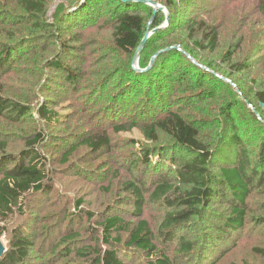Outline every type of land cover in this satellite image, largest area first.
Returning a JSON list of instances; mask_svg holds the SVG:
<instances>
[{
  "label": "trees",
  "instance_id": "obj_1",
  "mask_svg": "<svg viewBox=\"0 0 264 264\" xmlns=\"http://www.w3.org/2000/svg\"><path fill=\"white\" fill-rule=\"evenodd\" d=\"M107 1L64 0L63 5L66 6H59L53 13V18L58 17L57 22L45 26L43 20L50 13L47 0H17L23 15L0 12V29L6 33L11 32L5 39L17 40L22 37L15 41L16 44L0 41L1 118L20 122L32 111L31 103L6 96L1 82V78L16 64L14 52L25 43H38V51L31 53L39 55L40 61H47V69L67 73L70 83L77 85L79 73L74 72L65 60L69 54L74 53L70 51L78 48L68 44L74 38L62 39L61 31L65 26L72 25L74 29H80L95 23ZM201 2L207 4L206 0L197 3ZM164 3L170 8L169 25L149 38L139 57L140 67L144 70L149 65L151 53L159 51L155 55V64L146 72L130 68L131 72H127L128 79L125 83L129 91L127 95L134 98L142 95L140 102L135 105H138L139 113H142L140 108L145 110L148 119L143 122L133 121L129 124L132 128H128L126 124H117L113 128L116 133L138 129L143 138L152 144L159 143L162 139H167L170 144L148 148L131 162L132 170L139 171L142 178L136 180V183L133 181L126 184L131 196L125 201L126 205L134 206L135 215H143L144 191L148 187L143 184L147 172L144 169L152 164L153 178L149 186L153 189L150 200L153 203H163L164 207L171 210L160 226L165 243L174 245L180 234L175 246L179 253L194 257L200 251L202 256L197 254L198 261L195 264H210L213 256L221 253L225 247L222 246L217 251L215 243L211 246V240L207 239L206 244L196 250L199 241L185 240L183 236V231L189 229L192 219L200 217L203 223H209L216 229L219 237H225L224 240L228 241L240 235L249 222L264 225V212L260 216H249L248 204V199L256 191L264 194V46L258 47V50L252 48L256 50L253 64L247 57L241 59V40L232 50L227 48L221 58V33L218 26L198 23L195 18L187 17L183 20V8L192 3V0H165ZM178 4L180 10L176 12ZM108 6L111 18L105 23L110 31L112 47L125 58L131 59L132 64L145 35L150 32L145 14L150 15L148 7H152L124 0H109ZM257 6L264 17V0H258ZM152 13L154 14V9ZM163 22V18H159L155 27ZM180 31H186L187 40L177 38ZM17 33L19 36L14 37ZM48 40H60L61 43L57 48L55 44L49 50ZM158 44L161 46L158 47ZM48 52L51 53L49 57ZM206 53L213 55L212 60L215 62L208 60ZM259 66L260 75L253 76V71ZM171 79H174L171 82L186 83L191 92L198 90L193 95L202 101L214 100L221 89L228 91V98L220 94L218 99L215 114L221 115L223 122L217 125L212 135L203 136L199 129L177 111H169L161 116L157 114L167 107L169 91L166 80ZM47 105L45 103L37 110L42 122L50 127L64 124L66 117ZM131 105L132 102L129 107ZM246 126L252 129L254 139L245 138L243 129L246 130ZM45 140L46 136L42 133L23 138L25 146L16 154L8 152L11 145L9 141L0 140V242L7 231L5 224L9 219L16 215L27 216V202L31 196L51 192L47 162L40 151ZM84 143L90 150L99 151L102 147L109 146L108 134L105 130L90 136ZM254 144L257 145L256 148L254 151L250 150L249 147ZM75 150L76 148H72L66 155ZM217 198L230 205L228 216L210 209ZM80 205L81 202L77 203L76 215L78 212L81 214ZM99 226L102 243L100 248L84 249L87 251L84 253L77 249L76 255H94V264H127L126 259H139V263L143 264H172L167 249H158L146 220L142 219L134 224L122 217L113 216L102 221ZM123 233L129 234L126 243L123 242ZM31 246L26 236L16 232L12 238V249L6 250L0 264H24L29 258ZM257 252L264 258V249ZM208 256L211 257L208 259Z\"/></svg>",
  "mask_w": 264,
  "mask_h": 264
},
{
  "label": "rangeland",
  "instance_id": "obj_2",
  "mask_svg": "<svg viewBox=\"0 0 264 264\" xmlns=\"http://www.w3.org/2000/svg\"><path fill=\"white\" fill-rule=\"evenodd\" d=\"M47 1L50 13L43 20L44 26L57 22L58 17L53 18L54 11L61 5L66 6L63 5L64 0ZM164 1L152 0L164 9V12L158 11L160 13L154 15L153 7H148L150 15L143 12L147 16V24H150V32H154V28L157 31L165 30L169 25L170 8ZM198 1L200 0H192V3L183 8V20L187 17L195 18L198 23L217 25L221 33L219 50L221 58L227 48H234L241 40L243 49L240 51V57L249 58L253 64L256 58L254 49L258 50V47L264 46V17L257 6L258 0H206L207 4L197 3ZM108 3L109 0L95 23L80 29H74L72 25L65 26L61 31L62 39L74 38L68 44L78 48L76 51H70L74 53L69 54L65 60L74 72L79 73L77 85L70 83L67 73H57L47 69V61H40L39 55L32 54L39 49L38 43L35 42L25 43L16 48L14 52L16 64L1 78L5 95L31 103L32 111L20 122H12L0 117V140L9 141L11 145L8 152L16 154L25 146L23 138L27 139L38 133L45 135L46 140L41 145L40 151L47 162V178L51 188L49 194H36L28 199L27 216L16 215L8 220L5 224L7 231L1 242L6 250H10L16 232L26 236L32 246L29 258L24 264H94L92 263L94 255L80 257L76 255V250L79 249L84 253L87 252L84 249L100 248L102 245L100 223L109 217L118 216L134 224L142 219L146 220L158 249H167L172 264H195L198 261L197 254L200 257L202 252L198 251L194 257L181 255L179 249L175 248L180 234L174 245L166 244L161 236L160 226L171 210L164 207L163 203H153L150 200L153 189L149 186L153 178L152 164L144 169H147V172L143 184L148 187L147 191H144L143 215L138 217L135 215L134 206L126 205L125 199L131 196L126 184L133 181L136 183V180L142 178L139 171L132 170L131 162L144 150L170 142L162 139L159 143L152 144L143 138L138 129H129L121 133L114 131L113 127L117 124L129 126L133 121L143 122L148 117L144 109L140 108L142 113H139L138 105H135L140 102L142 95L136 98L127 95L129 92L125 85L128 79L127 72H131L130 68L134 69V60L132 59L131 64V59L125 58L112 47L110 31L105 23L111 18L107 10L110 7ZM179 10L178 4L176 12ZM0 12L17 16L24 14L17 0H0ZM159 18H163L164 22L155 27ZM1 33L3 35H0V41L6 44H16L15 41L22 38L9 40L5 38L9 37L11 32L6 33L0 29ZM15 36H19V33ZM186 37V31L177 34V38L187 40ZM47 42L49 50L53 49L55 44L57 48L61 43L60 40ZM159 49L161 50V47ZM158 52L151 53L148 58L149 65L146 67L150 66ZM262 52L264 53V48ZM50 55L51 53L48 57ZM206 56L208 60L215 62L213 55L206 53ZM156 59L157 57L152 67ZM140 63L138 60L139 69L142 68ZM260 70V66L255 68L253 76L260 75ZM166 81L169 101L164 111H158L157 114L161 116L169 111H177L187 122L199 129L203 136L212 135L217 125L223 122V117L215 114L218 99L220 94L228 98V91L221 89L214 100L202 101L201 98L193 95V92L198 90L191 92L186 87V83L171 82L174 79ZM131 102L132 105L129 107ZM45 103L49 108L65 116L66 122L55 127L44 124L37 110ZM250 126H246V130L243 129L246 139H254ZM105 130L109 138L108 147H102L101 150L94 152L84 145L90 136ZM256 146L254 144L249 148L254 151ZM72 148L76 150L67 156ZM79 202H81V214L78 212L76 215ZM248 204L249 216L263 215L264 194L256 191V194L248 199ZM210 209L225 216L231 211L230 205L221 198H217ZM189 224V229L183 231V236L185 240L199 241L196 250L200 249L199 246L205 245L207 239L211 240V246L215 243L217 251L222 246L225 247L221 253L213 256L210 264H264V258L257 252L259 249H264V225L259 226L249 222L240 235L228 241L224 240L225 237H219L216 229L209 223H203L200 217L192 219ZM128 240L129 234L123 233V242L126 243ZM67 253L68 256H65ZM210 257L208 256V259ZM125 262L143 264L139 263V259L136 261L126 259Z\"/></svg>",
  "mask_w": 264,
  "mask_h": 264
},
{
  "label": "water",
  "instance_id": "obj_3",
  "mask_svg": "<svg viewBox=\"0 0 264 264\" xmlns=\"http://www.w3.org/2000/svg\"><path fill=\"white\" fill-rule=\"evenodd\" d=\"M84 1V0H83ZM124 1H127V2H141V3H145L147 5H150L151 7H153L155 13L154 15H156V13L158 11H165L164 9H162L159 5H157L156 3H153L152 0H124ZM157 30H155L154 32H147V34L145 35V38L143 39L142 41V44L140 45V47L138 48L137 52H136V55H135V58H134V69L139 71V72H146L148 71L153 63H154V59L157 57L155 56L150 64L149 67H147L146 69L142 70V69H139L138 68V60H139V57H140V54L142 52V50L144 49L147 41L149 40V38L156 32ZM6 253V248L4 246V244L2 242H0V259L4 256V254Z\"/></svg>",
  "mask_w": 264,
  "mask_h": 264
}]
</instances>
